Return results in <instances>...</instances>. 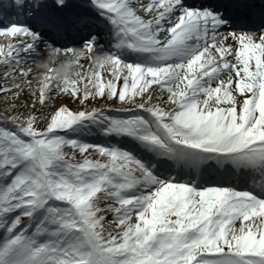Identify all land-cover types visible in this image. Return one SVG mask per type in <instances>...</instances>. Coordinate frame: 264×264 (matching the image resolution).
Wrapping results in <instances>:
<instances>
[{
  "label": "snow or ice",
  "instance_id": "obj_1",
  "mask_svg": "<svg viewBox=\"0 0 264 264\" xmlns=\"http://www.w3.org/2000/svg\"><path fill=\"white\" fill-rule=\"evenodd\" d=\"M91 3L112 26L111 52L95 36L62 48L23 24L0 29V264H264V30L220 31L218 12L181 0ZM17 9L25 0H0V13ZM38 43L46 60L32 59ZM39 60V73L24 66ZM58 94L76 107L53 104ZM85 122L196 179L161 180L127 148L65 135ZM216 169L243 170L248 186L195 187Z\"/></svg>",
  "mask_w": 264,
  "mask_h": 264
},
{
  "label": "bare ground",
  "instance_id": "obj_2",
  "mask_svg": "<svg viewBox=\"0 0 264 264\" xmlns=\"http://www.w3.org/2000/svg\"><path fill=\"white\" fill-rule=\"evenodd\" d=\"M183 0H181V4H182ZM223 2V1H221ZM26 8V7H25ZM46 10V9H45ZM47 15H48V23L44 26H41L40 24L37 23L36 19H35V16H33V19H34V23H36L37 25V28L38 29H41L42 33L41 35L44 36V34L52 40V41H55V42H60L62 43L61 45H58V47H78L76 45H71L73 44L75 41L79 40L81 38V34L83 33L82 36L85 35L86 33V29L83 27L82 30H79V29H73V28H70L68 31L67 30H64L61 26H60V22L57 20V16H56V12L54 11L53 8H50V10H47L46 11ZM86 20H90V19H86ZM85 22V21H84ZM94 22V20H93ZM96 26L98 27L99 24L97 22H94L93 26ZM87 27V30H91L93 29V26L91 24H88V25H85ZM231 32V31H229ZM237 33H241V32H237ZM2 35H0L1 37ZM3 42L6 43L5 39H3ZM57 46V45H56ZM41 51H38L39 52V55H33L32 56V59H40V57H43L45 56V60L47 59V53L44 52L43 48L40 49ZM110 50L112 51V47L110 48ZM122 55H121V59H124L125 57H127V54H126V50L125 49H121L120 50ZM101 52V51H100ZM137 59V58H136ZM81 62L82 63H86V61L84 60V58H81ZM43 64H44V60H39V61H36L35 63H26L24 66L25 67H28V68H33L34 69V73H39L41 71H43ZM3 64H0V71H2L5 67V66H1ZM32 78H34L36 80L37 78V75L34 74L32 76ZM3 78L0 77V80H2ZM37 81H39V78L37 79ZM10 82V81H9ZM28 96V92L27 90L25 91L24 95L21 97L20 99V104L23 105L24 104V100L25 98H27ZM58 99H63L67 105L70 107V108H75V104L73 105L71 102H70V97L68 96H63V97H59V94L57 95ZM2 102V101H1ZM106 103H110V104H113V106H119L116 104L115 101H105ZM89 103H95V106L99 107L100 106V102H99V99L97 101H92L91 98H89ZM55 104V103H54ZM125 107H131V104L129 105H126ZM0 108H6V103H5V106H1ZM26 108H21L20 111H25ZM179 176V174L177 173L176 177ZM155 190V189H153Z\"/></svg>",
  "mask_w": 264,
  "mask_h": 264
},
{
  "label": "rangeland",
  "instance_id": "obj_3",
  "mask_svg": "<svg viewBox=\"0 0 264 264\" xmlns=\"http://www.w3.org/2000/svg\"><path fill=\"white\" fill-rule=\"evenodd\" d=\"M41 2H42V4L45 2V0H41ZM144 2H145V0H144ZM28 3V4H27ZM27 5H36L35 4V0H25V6H27ZM70 7H73V6H79V5H69ZM15 13H23V11L21 12L19 9H17L16 11H15ZM25 13H27V12H25ZM23 15V14H22ZM12 16V15H11ZM10 16V17H11ZM19 17H21L20 15H18ZM3 17H4V13H1L0 14V18H2L1 20L2 21H4V23H6L7 22V19L5 20V19H3ZM10 17H8V19H11ZM4 23H2V29L3 28H5V27H7V26H10L12 23H7V24H4ZM14 23H16V22H14ZM17 24H23L22 23V20H20V22H17ZM23 25H26V24H23ZM27 27H29L28 25H26ZM1 27V26H0ZM3 39H4V37L3 36H1L0 37V42H3ZM40 47H43V44H41V45H37V50L40 48ZM42 59H43V57H42ZM126 61H133V62H136V60L135 59H133V60H127L126 59ZM1 66H4V65H1ZM4 68V67H3ZM39 78V76L37 75V78H36V80L34 79V78H32L34 81H36L37 83L39 82V81H37V79ZM0 83H4V81H3V79L2 80H0ZM34 86H35V84H34ZM60 97V96H59ZM56 100H58V97H56V98H54V101H53V104L56 102ZM2 101V102H1ZM114 101V100H113ZM70 102L74 105V103L72 102V100H71V98H70ZM5 103H6V100H5V93H0V107L1 106H5ZM76 107V106H75ZM5 109L6 108H0V112H4L5 111ZM52 110V105H50L49 107H46L44 110H43V112L44 113H47V112H49V111H51ZM27 111V109L24 111V112H26ZM43 114V113H42ZM105 114L106 115H109V116H114V115H119V116H122V115H124L123 113H114V112H112L110 109H107V110H105ZM39 126H41V127H43L44 126V121H39ZM105 127V125L104 124H102V125H100V126H98V128L97 129H95V130H93V131H95L97 134H100L101 133V131H102V129ZM89 130V129H88ZM65 131H68V130H65ZM86 142L87 143H89V144H101V145H112V144H116V145H119L120 147H122V148H127L128 150L130 149V148H134L136 151H135V154L137 155V157L138 158H140L147 166H151L152 164H153V166L152 167H150L151 168V170H152V172H153V174L154 175H156V173L155 172H158V171H155L154 170V168H155V166H156V164H154L153 163V161L150 159V155L151 154H153V156H155V154L154 153H152V152H149V151H147V150H145V149H143V148H141L138 144H135V142H134V140H132L130 137H125V136H122V135H120V136H116L115 138H112V139H110L108 136H105L104 138H96L95 140H92V141H89V140H86ZM138 150V151H137ZM70 152L72 151V150H69ZM87 152H91V149H88V150H86V153ZM143 155L145 156V158L143 157ZM76 157L79 159L80 158V154L78 153V151L76 152ZM92 157H95L96 158V156H95V154H93V156ZM160 158L162 157V158H165L166 156H159ZM152 158V157H151ZM158 167V166H157ZM161 180H166V179H161ZM191 186V185H190ZM134 219V218H133Z\"/></svg>",
  "mask_w": 264,
  "mask_h": 264
}]
</instances>
